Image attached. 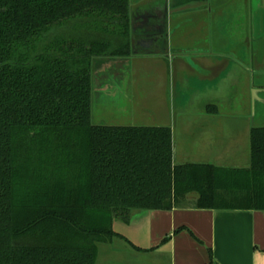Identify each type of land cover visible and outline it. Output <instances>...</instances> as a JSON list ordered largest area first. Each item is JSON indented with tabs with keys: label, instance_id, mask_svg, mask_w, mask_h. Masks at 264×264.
<instances>
[{
	"label": "trees",
	"instance_id": "obj_1",
	"mask_svg": "<svg viewBox=\"0 0 264 264\" xmlns=\"http://www.w3.org/2000/svg\"><path fill=\"white\" fill-rule=\"evenodd\" d=\"M130 37L131 0H0V264H96L133 210H264V126L235 168L175 163L169 126L93 124L92 76Z\"/></svg>",
	"mask_w": 264,
	"mask_h": 264
},
{
	"label": "crops",
	"instance_id": "obj_2",
	"mask_svg": "<svg viewBox=\"0 0 264 264\" xmlns=\"http://www.w3.org/2000/svg\"><path fill=\"white\" fill-rule=\"evenodd\" d=\"M145 6L131 3L132 54L106 60L101 69L109 73L128 58L168 57L172 97L180 110L200 104L217 109L173 116L169 127L176 159L249 168L253 115L220 108L230 104L234 90L248 102L251 98L258 54L264 50L259 45L264 0H168L165 12ZM161 27L165 32L159 33ZM113 230L118 236L99 244L96 264H264L261 209L190 204L133 210L129 221L115 220Z\"/></svg>",
	"mask_w": 264,
	"mask_h": 264
},
{
	"label": "rangeland",
	"instance_id": "obj_3",
	"mask_svg": "<svg viewBox=\"0 0 264 264\" xmlns=\"http://www.w3.org/2000/svg\"><path fill=\"white\" fill-rule=\"evenodd\" d=\"M139 6H152L159 12H165L168 0H137ZM134 5L135 0H131ZM134 11L135 7H134ZM72 24L61 33L74 34L87 41L112 38L117 45L124 39L104 33H98L95 29L81 28L71 31ZM259 45L264 46V40H259ZM257 58V75L255 88L251 91V98L245 100L238 94V90L232 92L228 103L223 104L221 112H232L239 109L241 112L253 115L252 125L264 126V50L259 51ZM145 58V59H144ZM109 73L101 69L95 70L92 95V122L96 125H125V126H169L173 116L178 112H204L207 106L194 105L180 108L173 99V82L170 68L171 60L162 55H151L138 58H128ZM243 94V92H242ZM174 162L180 163L181 158ZM196 193H191L189 198H195Z\"/></svg>",
	"mask_w": 264,
	"mask_h": 264
},
{
	"label": "flooded vegetation",
	"instance_id": "obj_4",
	"mask_svg": "<svg viewBox=\"0 0 264 264\" xmlns=\"http://www.w3.org/2000/svg\"><path fill=\"white\" fill-rule=\"evenodd\" d=\"M131 16H132V13H131ZM159 22L164 23V21H162V19H160ZM162 23H161V24H162ZM160 32H165L164 29H163L162 27H161L160 30H159V33H160ZM150 39H153V38L150 36L149 40H150ZM137 44H139V40H137Z\"/></svg>",
	"mask_w": 264,
	"mask_h": 264
},
{
	"label": "water",
	"instance_id": "obj_5",
	"mask_svg": "<svg viewBox=\"0 0 264 264\" xmlns=\"http://www.w3.org/2000/svg\"><path fill=\"white\" fill-rule=\"evenodd\" d=\"M164 35H166V33H164ZM144 43H146V42H144ZM147 44V43H146Z\"/></svg>",
	"mask_w": 264,
	"mask_h": 264
}]
</instances>
